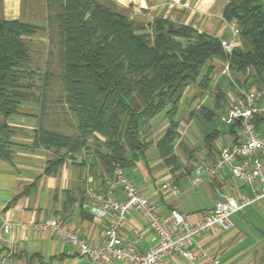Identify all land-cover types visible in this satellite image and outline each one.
<instances>
[{
  "label": "crops",
  "instance_id": "obj_1",
  "mask_svg": "<svg viewBox=\"0 0 264 264\" xmlns=\"http://www.w3.org/2000/svg\"><path fill=\"white\" fill-rule=\"evenodd\" d=\"M107 1L112 2L119 13L135 21L151 22L161 17L232 41L234 47L248 48L239 35L232 34L235 23L223 18L228 0ZM17 7V2L11 3L10 7L5 6V11L17 12ZM224 61L217 56L211 57L197 82L185 88L178 103L177 137L173 144L178 168L165 164L155 145L168 123L162 112L143 127L144 139L151 142L144 156L125 169L165 218L172 210H178L193 221L228 197L252 196L251 187L234 178L230 171L225 169L214 178L207 177L203 171L215 161L222 145L240 139L239 125L222 124L218 120L219 114L235 100L239 88L251 89L258 84L252 69L248 76L232 71L229 76L222 74ZM207 69L212 70L211 79L209 85L201 89L198 82ZM51 93L47 97L57 100H45L43 106L40 100L23 102L18 113L7 119L13 133L10 159L0 158V264H88V258L80 255L67 241L46 229L35 230L29 226L31 221L40 222L49 216L64 220L92 245L105 241L103 232L109 214L103 218L94 215L91 212L94 202L85 194L86 185L106 192V180L110 175L96 156L103 137L91 134L86 146L73 153L64 148L47 149L33 144L43 119L50 130L76 134L74 115L66 103L58 100L60 90ZM262 117L256 118L261 130L264 120L258 119ZM210 123L213 125L209 126ZM209 127L212 130L207 133ZM59 156H62V162L48 170L49 161ZM254 185L260 188L264 181H256ZM173 189H176L175 193ZM113 193L117 198H123L118 188ZM231 219L233 225L229 230L210 229L189 246L200 254L193 264H264V199L233 213ZM6 223L11 225L10 231L4 230ZM120 236L123 241L137 237L139 251L147 250L156 242L154 232L135 210L127 214ZM168 260L173 264H191L177 253L169 255ZM106 264L129 263L112 261Z\"/></svg>",
  "mask_w": 264,
  "mask_h": 264
},
{
  "label": "trees",
  "instance_id": "obj_2",
  "mask_svg": "<svg viewBox=\"0 0 264 264\" xmlns=\"http://www.w3.org/2000/svg\"><path fill=\"white\" fill-rule=\"evenodd\" d=\"M45 5L46 27L55 31L61 46L58 100L74 115L76 134L50 130L43 119L33 144L73 153L97 133L103 140L96 156L108 175L144 156L151 142L144 139L143 127L162 112L168 123L155 145L164 163L178 168L173 148L178 103L211 57L228 59L230 71L241 75L248 76L252 69L254 81H264V0L227 1L223 18L235 23L240 39L249 45L234 47L230 54L216 36L161 17L138 22L119 13L110 1L45 0ZM39 29L28 21L0 17L1 159H10L13 129L7 119L23 102L40 100L45 105L51 89V73L45 69L40 94L34 93L33 79L41 72L27 66V39ZM211 71L198 82L201 89L209 85ZM62 160L59 156L49 161L48 170Z\"/></svg>",
  "mask_w": 264,
  "mask_h": 264
},
{
  "label": "built area",
  "instance_id": "obj_3",
  "mask_svg": "<svg viewBox=\"0 0 264 264\" xmlns=\"http://www.w3.org/2000/svg\"><path fill=\"white\" fill-rule=\"evenodd\" d=\"M232 34L238 37L236 26L232 29ZM221 45L227 54L234 47L232 41L225 39H221ZM221 72L229 76L228 59H225ZM263 98L264 81L251 89H238L237 97L219 114L218 120L227 126L238 124L240 139L222 145L215 161L203 169L209 178L219 176L225 169L230 171L234 178L251 187L252 196H243L240 199L228 197L216 203L206 215L193 221L178 210H172L170 216L165 218L136 186L125 169L117 166L106 180L105 193L89 185L85 187V194L94 202L91 212L102 218L109 214L103 232V244H90L56 216H49L40 222L31 221L29 226L35 230L46 229L60 240L67 241L80 255L88 258V264H106L112 261H125L129 264H173L168 260L172 253L181 255L193 264L200 254L192 251L189 246L198 236L213 228L229 230L233 225V213L242 211L256 200L264 199V186L259 188L254 185L256 181H264V129L261 130L256 124V118L264 116ZM115 188L122 192L123 198L114 196ZM133 210L141 215L156 236L155 244L145 251L137 249V237L123 241L120 236L126 216ZM4 230L10 231L11 225L6 223Z\"/></svg>",
  "mask_w": 264,
  "mask_h": 264
},
{
  "label": "rangeland",
  "instance_id": "obj_4",
  "mask_svg": "<svg viewBox=\"0 0 264 264\" xmlns=\"http://www.w3.org/2000/svg\"><path fill=\"white\" fill-rule=\"evenodd\" d=\"M101 1L106 2V0ZM16 2L18 3L17 12L16 10L12 12L5 11V6L10 7L11 3L16 4ZM46 15L47 8L45 0H0L1 18H18L40 26L37 34L27 39L29 41L31 54V61L27 66L31 67L32 70L41 72H37L33 79V83L35 84L33 91L36 94H40L38 91L39 87L42 85L40 75L45 69L51 73V92L54 90H62V84L58 78V73H61L62 64L61 56H59L61 46L58 42V36L55 35V31L46 27ZM51 92H49V94H52ZM48 99L49 98L46 97L45 100ZM213 123H210L209 126L213 125ZM45 125L47 124L45 123ZM211 130L212 128L209 127L207 133Z\"/></svg>",
  "mask_w": 264,
  "mask_h": 264
}]
</instances>
